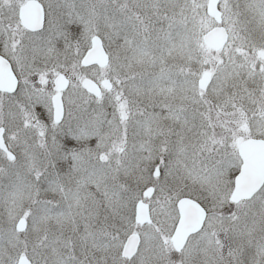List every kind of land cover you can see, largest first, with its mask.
Wrapping results in <instances>:
<instances>
[{"label":"snow or ice","instance_id":"6c2138e0","mask_svg":"<svg viewBox=\"0 0 264 264\" xmlns=\"http://www.w3.org/2000/svg\"><path fill=\"white\" fill-rule=\"evenodd\" d=\"M0 264H264V0H0Z\"/></svg>","mask_w":264,"mask_h":264}]
</instances>
